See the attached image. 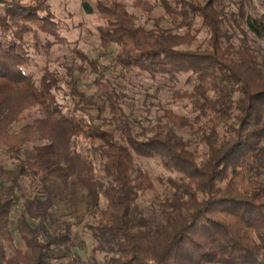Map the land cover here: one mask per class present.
Masks as SVG:
<instances>
[{"label": "trees", "instance_id": "1", "mask_svg": "<svg viewBox=\"0 0 264 264\" xmlns=\"http://www.w3.org/2000/svg\"><path fill=\"white\" fill-rule=\"evenodd\" d=\"M222 2L134 0L143 11L161 10L150 26L121 1L95 3L100 43L116 46L121 69L173 83L184 75L190 83L173 92L190 114L161 106L153 120L143 117L145 125L126 112L123 88L89 60L100 92L86 101L73 87L86 107L77 119L66 114L55 96L57 71L28 70L31 49L66 43L49 0H0V153L16 161L6 167L0 159V264H90L74 250L85 246L75 230L82 221L52 210L59 156L67 161L60 176L86 191L90 219L81 226L105 264H264V59L231 39L233 18ZM238 16L264 36L263 17ZM30 110L38 115L16 128ZM64 130L86 151L65 152L55 141ZM42 141L48 146L26 156ZM136 158L156 159L169 175L151 174ZM39 181L52 189L46 207L31 211L29 204L43 203L28 198ZM158 184L165 189L158 206H143Z\"/></svg>", "mask_w": 264, "mask_h": 264}, {"label": "rangeland", "instance_id": "2", "mask_svg": "<svg viewBox=\"0 0 264 264\" xmlns=\"http://www.w3.org/2000/svg\"><path fill=\"white\" fill-rule=\"evenodd\" d=\"M87 1L92 9V13H88L83 2ZM100 0H49L51 11L56 18L62 23L61 34L65 37V44H57L51 46L47 51L39 50L34 51L31 49V57L33 64L28 68L33 73H40V67L48 65L52 70L57 71L60 82L55 88V96L57 102L61 104L62 110L69 115H73L76 119L83 116L81 107L85 106L86 101H90L89 93H99L100 76L97 75L89 67V61L99 64V70L103 72V80L108 79L110 82L115 83L117 88L122 87L123 92L126 94L124 108L126 112L141 117L140 121L143 124L149 123L148 120H153L159 113L161 106H170L176 111L181 113H189V108L184 106V101L175 99L173 97L174 91H180L190 88V83L187 77L180 76L178 82H169L166 79L158 78L155 80L149 79L137 70H124L116 63L114 59L116 46L111 45L110 48L105 49L99 40V28L103 24L100 15L95 8V3ZM104 1V0H103ZM121 1L125 8L132 13H136L139 18V23L146 22L150 26L154 19L162 12L159 7L154 6L150 12L143 11L133 5L134 0H118ZM147 3H152L154 0H144ZM222 5L232 16L229 25L226 26L227 32L231 39L236 43H245L255 50L261 59H264V36L257 37L246 26L243 19L238 16L240 11L245 12L253 17H263L264 20V0H223ZM168 22V21H167ZM203 36H199V40ZM40 43L43 44L44 36H41ZM87 58V59H86ZM89 63V64H88ZM103 82V81H102ZM105 82V81H104ZM119 85V86H118ZM76 91L85 92V100L76 95L73 96V89ZM38 113L35 110H30L26 113L24 119L17 124L16 128L24 123L31 122ZM146 125V124H145ZM148 125V124H147ZM185 137H190L189 134L184 133ZM60 144L65 152L71 150H78L80 152L86 151V143L80 138L71 136L66 130L62 131L58 139H55ZM48 146L46 142H38L31 145L25 152L28 157H36L38 148ZM198 149L203 150L202 144L198 143ZM87 154V152L85 153ZM0 159L6 167H13L16 161L6 153H0ZM136 164L143 169L148 170L151 174L165 179L169 173L162 168L159 162L154 158H136ZM54 171L53 178L60 181L58 188H56L57 195L55 204L52 210H58L60 214H67L66 218L71 219L73 222L81 223L89 220L90 215L87 210V200L85 197V189L81 187L74 179H64L60 174L66 170L67 161L64 157L59 156ZM52 188H46L43 181H39L37 185L33 186L30 191L32 194L28 196L30 201L35 200L34 197H39L42 204L32 202L29 204L31 211L37 208L46 207L47 195L46 191ZM164 186L158 184L154 192L147 193L141 200L143 206L153 205L157 207L158 202L164 192ZM51 194V192H50ZM26 199L22 198L18 206L21 205ZM45 201V202H44ZM50 210V209H49ZM81 223L75 226V230L79 237L83 239L85 246L83 248H75L83 260L90 264H105V257L101 253H92V239L90 235L84 231ZM16 239L20 243V239L15 234ZM22 243V242H21ZM94 255V256H93Z\"/></svg>", "mask_w": 264, "mask_h": 264}]
</instances>
